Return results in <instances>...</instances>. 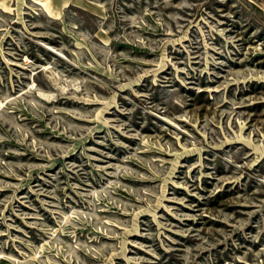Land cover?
Listing matches in <instances>:
<instances>
[{
  "label": "rangeland",
  "instance_id": "rangeland-1",
  "mask_svg": "<svg viewBox=\"0 0 264 264\" xmlns=\"http://www.w3.org/2000/svg\"><path fill=\"white\" fill-rule=\"evenodd\" d=\"M0 264H264V6L0 0Z\"/></svg>",
  "mask_w": 264,
  "mask_h": 264
},
{
  "label": "crops",
  "instance_id": "crops-1",
  "mask_svg": "<svg viewBox=\"0 0 264 264\" xmlns=\"http://www.w3.org/2000/svg\"><path fill=\"white\" fill-rule=\"evenodd\" d=\"M255 3H259L260 5L264 6V0H250Z\"/></svg>",
  "mask_w": 264,
  "mask_h": 264
}]
</instances>
